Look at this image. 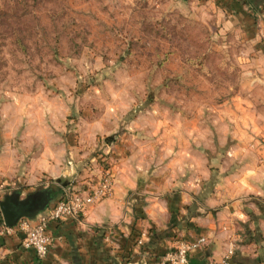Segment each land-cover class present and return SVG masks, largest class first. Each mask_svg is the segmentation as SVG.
Segmentation results:
<instances>
[{
  "label": "rangeland",
  "instance_id": "obj_1",
  "mask_svg": "<svg viewBox=\"0 0 264 264\" xmlns=\"http://www.w3.org/2000/svg\"><path fill=\"white\" fill-rule=\"evenodd\" d=\"M225 16L208 0H0V134L9 149L70 135L113 191L120 171L132 230L147 206L189 217L264 160V32ZM55 182L0 200L53 186L49 206Z\"/></svg>",
  "mask_w": 264,
  "mask_h": 264
},
{
  "label": "crops",
  "instance_id": "obj_2",
  "mask_svg": "<svg viewBox=\"0 0 264 264\" xmlns=\"http://www.w3.org/2000/svg\"><path fill=\"white\" fill-rule=\"evenodd\" d=\"M208 2L226 15L230 23L246 29L258 21L264 32V0ZM69 137L58 149L50 142L41 145L35 137H30L32 145L29 147H25L23 139V145L9 149L7 137L1 133L0 185L31 186L42 177L81 187L97 172L95 155L81 150ZM263 167L264 160L261 166L256 165V170H248L247 177H242L240 183L238 180L223 193H213L205 202H199L196 197L198 209L189 217L174 219V213L170 215L162 205L154 210L147 206L146 218L135 223L138 231L129 226L136 200L132 191L135 183L125 179L119 171L111 197L90 208L79 220L49 224L52 243L42 259H38L32 249L21 245L20 235L2 233L4 219L0 209V264H165L163 254L178 241L195 242L200 237H204L205 242L190 251L188 264L220 259L231 245L236 263L264 264ZM182 199L188 200L185 196ZM215 204L219 207L214 210ZM180 212L183 216L186 210L182 208ZM161 216L166 217L165 220ZM177 220L180 222L176 227L168 230V222ZM154 226L161 233L151 230ZM108 233H113L110 241L105 238ZM138 240L142 241L139 245Z\"/></svg>",
  "mask_w": 264,
  "mask_h": 264
},
{
  "label": "built area",
  "instance_id": "obj_3",
  "mask_svg": "<svg viewBox=\"0 0 264 264\" xmlns=\"http://www.w3.org/2000/svg\"><path fill=\"white\" fill-rule=\"evenodd\" d=\"M59 189V195L54 203L34 218H20L17 223L8 227L3 225L4 235H20L21 245L25 249H32L38 259L46 256L52 243V236L48 231L51 222L67 219L79 220L88 210L113 192V175L111 169L103 168L97 178H90L81 187H70L61 182L54 183ZM205 242L204 237L195 242L180 240L176 245L165 252L162 261L165 264H188L190 251ZM142 241L138 240L137 244ZM204 264H238L234 261V246L231 245L220 259H210Z\"/></svg>",
  "mask_w": 264,
  "mask_h": 264
},
{
  "label": "water",
  "instance_id": "obj_4",
  "mask_svg": "<svg viewBox=\"0 0 264 264\" xmlns=\"http://www.w3.org/2000/svg\"><path fill=\"white\" fill-rule=\"evenodd\" d=\"M55 190V187L50 186L28 193L23 198L20 197L19 192L5 195L3 200L0 201L4 224L12 227L20 218H34L47 208L54 197Z\"/></svg>",
  "mask_w": 264,
  "mask_h": 264
}]
</instances>
